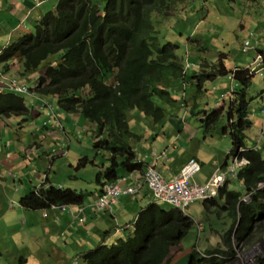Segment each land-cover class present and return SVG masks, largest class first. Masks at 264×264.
I'll return each mask as SVG.
<instances>
[{
    "label": "trees",
    "instance_id": "trees-1",
    "mask_svg": "<svg viewBox=\"0 0 264 264\" xmlns=\"http://www.w3.org/2000/svg\"><path fill=\"white\" fill-rule=\"evenodd\" d=\"M183 1L59 0L55 9L37 21L33 32L1 50L4 68L16 60L21 64V73L29 76L44 67L35 90L55 97L62 111L78 112L94 124L92 149L105 158L95 177L100 190L123 176L121 172L143 168L131 143L134 133L129 127L130 112L138 110L154 120L163 118L164 109L155 100L176 101L171 87L187 78L185 63L177 52L179 45L163 40L154 19L155 15L173 18ZM207 67L193 77L199 81L229 79L232 97L227 101V93L209 112L200 110L205 112L201 117L203 126H214L226 113L228 122L222 130L231 134L230 153L239 152L240 158L247 160L237 178L245 190L231 189L226 184L217 198L202 202L205 210L215 213L225 226L219 231L211 227L219 234L218 245L205 249L194 245L185 264H226L233 259L232 234L239 215L243 219L237 234L245 238L248 249L264 239V145L262 149L254 148L247 132L253 127L248 90L256 71L250 67L229 69L222 59ZM197 87L202 89V83ZM29 116L30 108L22 94L0 92V119L18 117L23 123ZM89 163V157L83 156L77 167ZM87 194L75 188L42 184L21 196L19 202L27 209H47L84 204ZM161 204L151 202L140 210L131 235L84 252L85 263L166 264L171 249L194 221L184 211ZM260 264H264V257Z\"/></svg>",
    "mask_w": 264,
    "mask_h": 264
},
{
    "label": "crops",
    "instance_id": "crops-1",
    "mask_svg": "<svg viewBox=\"0 0 264 264\" xmlns=\"http://www.w3.org/2000/svg\"><path fill=\"white\" fill-rule=\"evenodd\" d=\"M57 2L58 0H0V53L4 46L26 33L33 32L37 21L47 11L54 9ZM185 16L195 32L205 20L191 19L189 14ZM240 28L245 29V24L240 22ZM255 33L257 35L255 39L262 38V33L256 30ZM192 36L193 34L189 36L190 50L199 51L192 45L197 41L204 42V38L199 36L193 39ZM183 40L182 38L180 42L175 43L184 44ZM209 44L218 45L213 40ZM221 53L224 55L222 60L226 65L225 58L228 55L226 56V52ZM261 53H264V50H259L258 55ZM185 54L188 60L186 67L191 66L186 69L185 88L180 80L171 87V94L178 96L182 102L179 104L175 101L171 103L160 101L164 116L159 120H154L153 116L138 110H132L129 114L131 117L129 127L134 133L131 143L137 152V160L142 163L143 168L131 172L125 170L121 175L131 177L128 184L142 181L141 189L137 194L121 195L111 210L97 212L88 209L83 223L60 205L47 209H27L20 205L21 196L42 184L45 187L50 184L64 188L72 186L88 193L84 197V204L94 202L102 191L95 177L105 160L103 153L95 154L92 149L94 124L78 112L62 111L55 97L36 92L34 83L30 79L39 74L38 72L24 76L28 78V84L33 89L32 94H27L29 103L26 102L30 108V116L23 123H20L18 117L0 119V237H8V241L11 239L17 242L25 253L19 260L20 264H73L74 259L77 258L79 260L77 264H86L82 257L84 252L97 247L102 242L111 244L119 237L125 238L131 235L140 210L147 204L155 202L152 191L144 183L143 177L150 166L156 167L165 178H172L179 173L190 157H196L201 162L202 168L194 180L206 182L217 168L226 165L230 148L223 152V149L215 144L214 137L205 135L206 128L203 127L201 119L203 112H199L205 109V106L211 105V98L203 93L204 88L194 94L199 80L189 76L193 66L197 67L195 74L202 72V68H209L207 67L210 64L207 62L210 61L209 51L197 58L198 60H190L189 53ZM182 58L185 63L184 56ZM20 69L21 64L16 60L10 62L6 68L0 63V72L3 71L6 77L19 75ZM262 70L256 68L255 71ZM221 81L222 87L225 88L227 83L222 79ZM223 95L213 97L221 100ZM43 99L53 103L60 122L48 119L46 110L40 107ZM256 99L259 109L252 111L250 109V118L253 127L260 123V128L264 120V112L261 111L264 107V95L257 94ZM250 141L254 142L252 139ZM206 146H212L213 150L205 148ZM87 151L93 152V157L86 154ZM83 156H88L92 163L78 168L77 161ZM55 168L57 170L52 175L51 172ZM58 171H62L63 174H59ZM231 183L232 180L228 183L229 188L232 187ZM11 202H14L13 206ZM167 205L166 208L171 206ZM77 207L75 205L74 210ZM210 233L213 241V247L210 248H214L219 244V234ZM198 240L199 237L196 242ZM191 241L192 239L188 245ZM196 244L194 245L201 249ZM4 252L21 254L19 249H11V251L3 249L0 255ZM186 258V256L182 257L176 264H184Z\"/></svg>",
    "mask_w": 264,
    "mask_h": 264
},
{
    "label": "rangeland",
    "instance_id": "rangeland-1",
    "mask_svg": "<svg viewBox=\"0 0 264 264\" xmlns=\"http://www.w3.org/2000/svg\"><path fill=\"white\" fill-rule=\"evenodd\" d=\"M56 6L57 4L55 5L54 9ZM177 7L179 8L175 17L169 18L165 15H155L154 19L156 21L157 28L161 30L160 35L164 36V41L171 40L172 42H180L182 38L184 39V44H182V42L177 43L180 45V48L177 52L180 56H184L185 65L188 63L187 56L185 54L186 52L189 53L190 60H198L197 58L204 56L209 51L208 58L210 61L207 62H209L210 65L217 64L222 59V57H224L221 52H226V56L228 55V57L225 58V62L229 69H234L236 67H255L258 64L257 68L262 70L264 67V53H261L260 63L258 61L255 63V60L259 54V50H264V0H184L182 3L178 4ZM183 13L191 15V19H205L203 20L197 32H195L190 27L188 18L185 16V14L183 15ZM174 22L176 23L175 27H171ZM240 22L245 24V29L240 28ZM255 30L262 33V38L255 39L257 36ZM250 32H253V36L251 37L249 36ZM191 34H193V39H196L199 36L204 38V42L197 41L194 45H192L194 49H199V51L194 52L190 50L191 44L189 42V38L191 37ZM179 35L182 38L179 37ZM248 37H250L251 50L249 49V51L246 52L243 50V44L244 40H246ZM212 40L218 45L210 46L209 42ZM190 67L191 66H189L187 69ZM196 68L197 67L193 66V68L190 69L189 76L193 77L195 75ZM203 70L206 69L202 68L201 71ZM21 71L22 69L19 70V75L17 76L24 78L28 82V78L24 77L26 75H23ZM1 73L6 75L3 71H1ZM38 73L39 74H36L32 79H30L31 82L33 81V87H35V89L38 87L39 76L44 75V67L40 69ZM221 79L227 83L225 88L222 87ZM180 82L184 87V81L180 80ZM199 82L204 84L202 85V89H205L203 93L206 94L207 97L211 98V105L205 106V109H203L206 112H209L210 109L220 101L214 98V95L218 97L224 94L223 96H225L227 92L231 90L230 80L223 77L206 78ZM197 90L198 87L194 89V94ZM86 91L87 90H85V93ZM257 94L264 95V70L256 71L248 90V100L249 102H252V107L249 108L251 111L252 109H259L257 107ZM22 95L25 97L26 102L29 103V96L27 94ZM172 97L176 98L175 102L179 104L182 102L178 96H174V94H172ZM155 101L157 104H159L161 100L156 99ZM204 113L205 112H203V114ZM255 114L256 113L254 112V115ZM130 118L131 117H128V119ZM227 122V115L224 113L214 126H209L208 128L204 129V132L206 133L205 135L214 137L215 144L221 147L223 152L232 147L231 134L229 131L226 133L222 131L223 126L227 124ZM259 125L260 123L253 127V129L249 130L248 133L251 137L250 140L252 139L255 143L260 141L261 145V143L264 142V139L260 137L259 131L261 128H259ZM154 137H156V134H154ZM162 139L165 140V138ZM205 148L213 150L212 146H206ZM86 154H88L90 157H93V152L90 153L87 151ZM56 170L57 168H55L51 174L53 175ZM58 173L61 175L63 174L62 171H58ZM58 173H56V175ZM231 184L234 189L242 191L245 190V187L238 181V179L232 180ZM261 187L264 189V183ZM161 205L165 207L168 206L165 203ZM184 210L185 213L189 215L194 221V224L188 229L187 234L180 241V243L173 248L170 259L166 264H176L182 257H185L189 253L190 249L193 248L194 244L196 243V245L201 249L213 247L212 234L210 233L212 232L211 227L219 231L225 226V224L222 223V220L219 219L215 213L205 210L202 202L199 200L190 202ZM195 221L198 222L196 223ZM201 222L202 228H199L198 224ZM198 231H200V233ZM198 237L199 240L196 242ZM191 239L192 241L190 245H188V242ZM3 249H8L10 251L11 249H19L21 254L14 255L11 254V252H4V254L0 255V264H20L19 260L23 258L25 253L20 249L17 242H13L11 239L8 241V237H0V251ZM251 250H254L252 253L260 250L262 251L260 255L264 254V239L261 238L259 241L255 242ZM14 258L17 259L15 260ZM233 262L234 259H231L230 263L228 264H232Z\"/></svg>",
    "mask_w": 264,
    "mask_h": 264
},
{
    "label": "built area",
    "instance_id": "built-area-1",
    "mask_svg": "<svg viewBox=\"0 0 264 264\" xmlns=\"http://www.w3.org/2000/svg\"><path fill=\"white\" fill-rule=\"evenodd\" d=\"M249 36H253V32H250ZM250 37L244 40V51L250 49ZM0 83V92L10 91L19 94H32L33 92V89L29 86L28 82L19 76L6 77L0 72ZM229 94L231 98V90ZM52 104V102L43 99L40 107L46 110L49 120L59 122L58 115ZM261 111L264 112V107L261 108ZM259 133L260 137L264 139L263 128ZM263 145L264 142L260 145V141H258L257 143L254 142V145L252 146L256 149H262ZM227 156L226 165L217 168L212 177L206 182H198L194 180L195 176L201 171L202 165L199 159L196 157H190L181 167L179 173L172 178H165L154 166L148 167L143 176L144 183L147 184V187L152 191L153 200L155 202L167 203L185 211V207L192 201L199 200L204 202L217 198L220 195L221 189H223L226 184L231 180L238 178L239 171L242 166L245 165L247 160L245 157L240 158L239 152L232 155L230 149ZM130 179L131 177L129 175H123L116 181L107 183L94 202L77 205L78 207L76 210H74L75 205L60 206L66 208L72 215L76 216L80 223H83L88 208L97 212L108 211L113 208V205L121 195L137 194L141 189L143 182L135 181L134 183L128 184V180ZM59 187L61 188L62 186ZM11 205L13 206L14 202H11ZM241 217V215L237 217L233 227L232 243L235 255L232 264H260V258L264 257V254L260 255L262 251L257 250L252 253L254 250H251L252 247L248 249L245 238H239V235L237 234V229L241 224ZM198 227L202 228V223H199ZM78 262V258L74 259L73 264H77ZM228 263H230V260L227 261L226 264Z\"/></svg>",
    "mask_w": 264,
    "mask_h": 264
},
{
    "label": "bare ground",
    "instance_id": "bare-ground-1",
    "mask_svg": "<svg viewBox=\"0 0 264 264\" xmlns=\"http://www.w3.org/2000/svg\"><path fill=\"white\" fill-rule=\"evenodd\" d=\"M256 61H258L259 63L261 62V55H258V56H257V58H256V60H255V63H256ZM257 67H258V64H257L255 67H250V68H251L252 70H256ZM263 122H264V120L262 121L260 128H261V129L263 128V130H264ZM242 219H243V218L241 217L240 220H242Z\"/></svg>",
    "mask_w": 264,
    "mask_h": 264
},
{
    "label": "clouds",
    "instance_id": "clouds-1",
    "mask_svg": "<svg viewBox=\"0 0 264 264\" xmlns=\"http://www.w3.org/2000/svg\"><path fill=\"white\" fill-rule=\"evenodd\" d=\"M188 66H189V65H187V67H186V65H185V69H187ZM237 68H239V67H237ZM229 92H230V91H229ZM229 92H228V93H229ZM226 99L229 101L231 98H230V96H228ZM202 116H203V115H202ZM250 116H251V115H250ZM184 212H185V211H184ZM201 223H202V222H201Z\"/></svg>",
    "mask_w": 264,
    "mask_h": 264
}]
</instances>
